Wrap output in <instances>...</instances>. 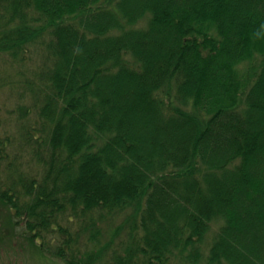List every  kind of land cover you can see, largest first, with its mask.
Instances as JSON below:
<instances>
[{"label": "trees", "instance_id": "1", "mask_svg": "<svg viewBox=\"0 0 264 264\" xmlns=\"http://www.w3.org/2000/svg\"><path fill=\"white\" fill-rule=\"evenodd\" d=\"M262 25L264 0H0V55L40 58L0 117V251L264 264Z\"/></svg>", "mask_w": 264, "mask_h": 264}, {"label": "rangeland", "instance_id": "2", "mask_svg": "<svg viewBox=\"0 0 264 264\" xmlns=\"http://www.w3.org/2000/svg\"><path fill=\"white\" fill-rule=\"evenodd\" d=\"M40 58L33 56L28 61V68L26 74L22 72V64H15L11 66L9 61L0 55V117L3 120L2 130L5 132L18 134V126L16 123L23 118L18 109L19 104H24L26 106H32V93L28 87L27 79L34 77V69L38 64ZM38 80V79H37ZM31 115H29L30 117ZM16 143L14 146L16 149L21 148V140L16 135ZM23 150H26L22 146ZM28 150V149H27ZM25 158L28 159V152L24 151ZM36 161L32 162L28 167L37 169ZM23 241V239H19ZM16 249L7 247L6 250L0 251V264H23L21 260L15 257ZM17 261V262H15Z\"/></svg>", "mask_w": 264, "mask_h": 264}, {"label": "clouds", "instance_id": "3", "mask_svg": "<svg viewBox=\"0 0 264 264\" xmlns=\"http://www.w3.org/2000/svg\"><path fill=\"white\" fill-rule=\"evenodd\" d=\"M257 37L261 36V35H264V25L261 26V30H257L255 33H254Z\"/></svg>", "mask_w": 264, "mask_h": 264}]
</instances>
